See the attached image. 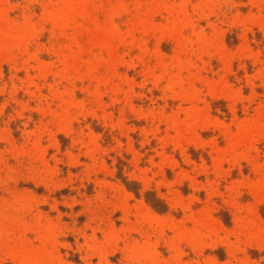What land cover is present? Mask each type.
<instances>
[{
    "label": "rangeland",
    "instance_id": "obj_1",
    "mask_svg": "<svg viewBox=\"0 0 264 264\" xmlns=\"http://www.w3.org/2000/svg\"><path fill=\"white\" fill-rule=\"evenodd\" d=\"M0 264H264V0H0Z\"/></svg>",
    "mask_w": 264,
    "mask_h": 264
}]
</instances>
